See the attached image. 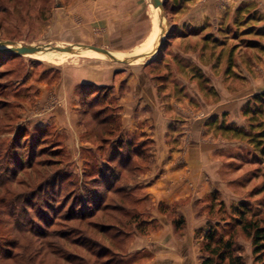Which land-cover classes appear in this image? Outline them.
<instances>
[{
  "label": "rangeland",
  "instance_id": "obj_1",
  "mask_svg": "<svg viewBox=\"0 0 264 264\" xmlns=\"http://www.w3.org/2000/svg\"><path fill=\"white\" fill-rule=\"evenodd\" d=\"M164 1L170 27L165 53L126 62L121 59L154 48L161 23L151 0H0V39L39 46L54 55L47 59L40 53L0 54V264H106L109 259L111 264H122L129 238L124 236L119 242L111 236L120 229L117 222L128 218L127 213H117L118 220L95 217L97 222L118 224L119 228L105 234L100 225L79 226L69 217L87 210L74 197L105 193L104 180L97 175L102 170L113 176L120 172L121 182L112 177V185L130 188L125 191L130 196L125 205L136 206L137 199L147 197L140 202V210L154 218L156 206L147 191L133 189L151 166L152 142L143 145L147 170L127 171L120 166V152H127L119 149L120 140L127 137L125 132L135 136L136 144L143 140L144 127L135 132L124 127L127 112L121 105V97L132 88L128 80L139 82L138 73L165 99L191 98L192 107L221 100L225 107L236 105L237 110L231 107L234 122L219 114L206 116L248 129L243 107L253 93L264 88L262 5L253 0ZM246 3L254 5L241 12ZM253 12L257 14L250 20ZM77 44L102 47L113 55ZM48 45L75 47L58 51L48 50ZM185 87L191 92L182 95L180 89ZM208 131L211 140L219 138L217 145L223 148L217 155L223 158L225 186L222 193H210L200 201L202 215L217 221L222 217L220 202L226 218L241 201L264 205V156L259 149L247 139H233L214 127ZM31 162L42 165L32 187H18L7 179L13 173L18 180L30 179L24 168ZM142 162L139 159L134 164ZM55 173L59 180L44 188L56 195L48 205L39 185ZM107 194L102 208L125 196ZM178 207L173 204L167 207L170 211L159 210L171 217ZM22 226L26 232L19 230ZM123 228V233L133 230L130 225ZM138 235L143 236L136 234L132 242ZM111 242L113 251L104 253ZM237 247L246 264H254L251 238L240 232ZM99 252L104 253L101 258L96 255Z\"/></svg>",
  "mask_w": 264,
  "mask_h": 264
},
{
  "label": "crops",
  "instance_id": "obj_2",
  "mask_svg": "<svg viewBox=\"0 0 264 264\" xmlns=\"http://www.w3.org/2000/svg\"><path fill=\"white\" fill-rule=\"evenodd\" d=\"M253 1L259 2L264 12V0ZM138 75L139 82L129 79L131 91L121 97L123 111L127 112L123 123L132 132L144 127L142 133L152 142L153 161L135 185L147 191L152 199L159 227L149 235L135 237L128 251L133 258L131 263L201 264L203 235L199 236L198 231L205 229L209 220L201 213L200 201L210 193H222L225 186L223 158L217 155L223 148L217 145L219 138L213 142L208 134L206 113L219 114L221 119L226 116L234 122L231 107L237 108L232 104L225 107L223 100L214 105L203 102L200 107H192L191 98L178 96L165 101L168 99L160 97L149 80L141 73ZM134 88L136 92H132ZM180 90L182 95L191 92L190 87ZM262 91L264 88L255 93ZM198 93L194 92L196 97ZM160 204L166 208L173 204L179 207L169 217L161 213ZM180 217L184 220L182 228L174 222Z\"/></svg>",
  "mask_w": 264,
  "mask_h": 264
},
{
  "label": "trees",
  "instance_id": "obj_3",
  "mask_svg": "<svg viewBox=\"0 0 264 264\" xmlns=\"http://www.w3.org/2000/svg\"><path fill=\"white\" fill-rule=\"evenodd\" d=\"M253 5L254 3L244 4V6L241 7V12ZM253 13L254 15H250V20L254 19L255 15L257 14V12ZM168 46L169 35L165 40V45L160 49L159 55H163ZM6 53L7 52L0 51V54ZM243 114L248 122V129L243 126H238L235 123L225 122L224 120L219 123L217 116L209 118L206 122V126L208 129L214 127L215 130H219L223 135L230 136L233 139H247L248 143L254 145L255 149H259V152L264 156V91L252 95V97L246 102L245 106L243 107ZM125 134L127 137L120 140L119 149L120 151L127 150V152L126 154H123L125 152H120V166L126 167L127 171L137 172L138 170L143 171L145 168L147 170L148 163L146 164V161L148 155L146 156L144 152V146L145 143H147L146 141L151 142V140L148 136L146 137V134L142 133V142L140 144H136L134 141V135L132 137V135H129L127 132H125ZM147 154H149L150 156V152ZM113 159H115L114 155L110 158L109 161L112 162ZM139 159L143 160L142 164H134V162ZM41 166L42 165L40 164V162H31L27 167L24 168L25 170H29V173L27 175L30 179L24 178V180H18V174L15 173L6 177L10 182L17 183L18 187L24 186L25 188H29L32 187L33 181L37 180L40 177ZM54 175L55 177L53 178L49 177L45 180L43 179L42 184L39 185V188L42 191L41 198H43L46 203H48V205H51L50 201L56 200V195L54 196L49 192H45L44 188L46 187L48 189L52 187L53 182H57L59 180V176L57 175V173H55ZM97 175H100L104 180L102 184L104 183L106 187L105 193L94 192L92 196H87V198H82V196L74 197V201H80L83 209L87 210H81L79 212H75L74 214H70L69 218H71V220L73 219L77 221L79 226L93 224L95 227H97L100 225L101 232L104 234L108 229L114 231L113 229H117L120 227V229L116 230L117 232H115V234L113 233L114 235L111 236V240L117 239L119 242H121L123 239L122 237L125 236L126 238H129V245L131 244L133 237L136 234L147 235L158 228V222H156L154 218H149L147 211L140 210V207H142L140 202L144 200L147 201V197L143 196L137 199V201H135L137 207H127V205H125V201H127L130 197L128 194L129 192L125 191L129 190L130 188L128 189V186H126L125 184H118L117 186L112 185V183H114V180L117 183L121 182L122 174L120 172L119 174H115L116 176H113V172L107 173L101 170ZM95 177L93 179L97 180V178ZM112 177L114 178V180ZM133 189L138 190L140 189V186L137 185ZM133 189L131 188V190ZM109 192H112L115 195L125 194V196H120V199H115V202H107L102 208L103 202L109 198L107 194ZM90 206H94V208H90ZM222 206L223 202H220V209L218 210V212L222 213V217L217 221L209 220L208 227L204 230H199L198 232V235H203V240L200 246L202 258L201 264H246L245 257L237 247V240L240 232L247 237H250L252 240L254 264H264V205L259 204V207H257L252 205L249 201H241L238 205L232 206V213L228 218L225 217L224 208ZM136 209H139V211H136ZM159 209L166 211V206L160 204ZM131 211L135 213L129 215L128 213H130ZM117 213H127L126 217H128L123 222H117L120 224L119 227L118 224L116 225L113 223L97 222L96 220H93L99 215H101L103 219L104 216H106L109 219L112 218L114 220H118L119 216ZM145 214H147V216H145ZM174 222L176 223L177 227H183L184 220L182 218L175 219ZM122 225L133 226V230L123 233L121 232L122 229H124ZM16 227H18L17 224ZM19 230H22V232H26L27 228L25 226H22ZM129 245L127 246L125 252L122 253V264H132L131 261L133 260V258L129 256L128 252ZM113 247L114 243L111 242L109 246L104 247V253H110V250H112ZM88 250L90 251V249ZM91 251L90 253L94 254ZM104 253L99 252L96 255L98 258H101ZM105 263L111 264L110 259L106 260Z\"/></svg>",
  "mask_w": 264,
  "mask_h": 264
},
{
  "label": "water",
  "instance_id": "obj_4",
  "mask_svg": "<svg viewBox=\"0 0 264 264\" xmlns=\"http://www.w3.org/2000/svg\"><path fill=\"white\" fill-rule=\"evenodd\" d=\"M151 3L154 6L155 10L157 11L161 23V29L155 41L154 48L147 54L125 56L121 59L122 61L135 62L145 57H150V59H153L159 53L160 49L165 45V40L167 39L170 32L169 20L166 10V1L151 0ZM76 46L78 48L90 49L99 54L113 55V52L111 50L98 47L95 45L77 44ZM74 47L75 46H66V47L52 46V45L46 46L48 50H58V51H72ZM39 48H40L39 46L23 44L14 40L0 39V51L7 52L10 54H17V55L36 54L39 51Z\"/></svg>",
  "mask_w": 264,
  "mask_h": 264
},
{
  "label": "bare ground",
  "instance_id": "obj_5",
  "mask_svg": "<svg viewBox=\"0 0 264 264\" xmlns=\"http://www.w3.org/2000/svg\"><path fill=\"white\" fill-rule=\"evenodd\" d=\"M156 11V10H155ZM157 12V11H156ZM145 48V47H144ZM89 50V49H88ZM38 54L40 53V56L42 55V57H46L47 59H50L52 56L54 55H51L49 52L44 51L43 49H39V51L37 52Z\"/></svg>",
  "mask_w": 264,
  "mask_h": 264
}]
</instances>
